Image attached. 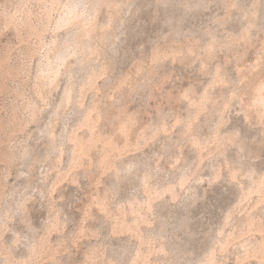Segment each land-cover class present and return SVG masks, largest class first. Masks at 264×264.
<instances>
[{"label":"rangeland","instance_id":"374dc122","mask_svg":"<svg viewBox=\"0 0 264 264\" xmlns=\"http://www.w3.org/2000/svg\"><path fill=\"white\" fill-rule=\"evenodd\" d=\"M0 264H264V0H0Z\"/></svg>","mask_w":264,"mask_h":264}]
</instances>
